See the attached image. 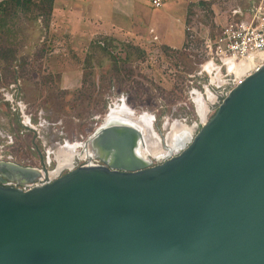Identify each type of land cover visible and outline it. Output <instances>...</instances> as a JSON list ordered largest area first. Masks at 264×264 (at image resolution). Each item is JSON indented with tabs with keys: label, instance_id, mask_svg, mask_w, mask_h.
I'll use <instances>...</instances> for the list:
<instances>
[{
	"label": "water",
	"instance_id": "1",
	"mask_svg": "<svg viewBox=\"0 0 264 264\" xmlns=\"http://www.w3.org/2000/svg\"><path fill=\"white\" fill-rule=\"evenodd\" d=\"M141 137L102 124L100 163L55 179L4 164L0 264H264V66L170 158L147 163Z\"/></svg>",
	"mask_w": 264,
	"mask_h": 264
},
{
	"label": "rangeland",
	"instance_id": "2",
	"mask_svg": "<svg viewBox=\"0 0 264 264\" xmlns=\"http://www.w3.org/2000/svg\"><path fill=\"white\" fill-rule=\"evenodd\" d=\"M249 1L262 0H165L158 9L145 6L133 26L109 36L106 52L98 43L105 36L70 28L66 9L49 27L29 15L1 20L0 48L15 54L5 56L10 62L0 60V157L53 172L58 158L84 157L109 113L146 118L151 136L160 141L176 123L196 135L219 104L207 94L213 97L212 89L208 100L199 97L194 104L193 97L205 96L212 78L223 81L203 72L209 60L205 42ZM66 145L78 147L64 150Z\"/></svg>",
	"mask_w": 264,
	"mask_h": 264
},
{
	"label": "built area",
	"instance_id": "3",
	"mask_svg": "<svg viewBox=\"0 0 264 264\" xmlns=\"http://www.w3.org/2000/svg\"><path fill=\"white\" fill-rule=\"evenodd\" d=\"M151 3L154 8H161L163 0H151ZM205 47V53L209 60L203 65V72L212 76L214 74L222 76L223 81L220 82L219 77H214L216 83H212V78L209 85L205 87V96L196 93L198 96L193 97V103L195 104L196 98L199 97L208 100L206 92L212 89L213 93L210 92L215 101L214 105H220L235 87L264 66V0L258 4L253 3L250 11L246 14L243 11L235 12V18L222 28L214 40L207 39ZM209 65L213 66L212 73L206 71ZM243 65L246 68L245 76L238 78L237 75ZM222 86L225 88L218 94L217 89L219 90ZM83 160L86 162L85 164L89 162L99 164L98 160L96 161L93 157L88 161H86L87 159ZM76 166L79 167L77 164Z\"/></svg>",
	"mask_w": 264,
	"mask_h": 264
},
{
	"label": "crops",
	"instance_id": "4",
	"mask_svg": "<svg viewBox=\"0 0 264 264\" xmlns=\"http://www.w3.org/2000/svg\"><path fill=\"white\" fill-rule=\"evenodd\" d=\"M253 3L255 2L249 1L247 8L233 10L225 25L235 18V12L248 13ZM145 6L154 8L151 0H57L55 11L58 16L66 9V20L70 28L76 27L83 33L89 29L90 37L91 34L92 37L103 34L106 38H111L109 36L121 31L122 26H133L136 14L145 12Z\"/></svg>",
	"mask_w": 264,
	"mask_h": 264
},
{
	"label": "bare ground",
	"instance_id": "5",
	"mask_svg": "<svg viewBox=\"0 0 264 264\" xmlns=\"http://www.w3.org/2000/svg\"><path fill=\"white\" fill-rule=\"evenodd\" d=\"M206 71H208V73H212L214 69L211 65H209ZM238 76H240V74H238ZM243 76H245V74H241L240 77L243 78ZM208 92L207 94L211 97L210 100H213V97ZM199 113L201 115H204L205 112L203 110H200ZM122 116L124 117V115ZM130 116L131 118L124 117L125 118L124 119V118H120V116L116 115L115 113H111V114L109 113L107 117L105 118L103 124L105 125H112V124L113 125H117V124L125 125L127 124V125L137 128L139 132L141 133L142 137H141V140L139 141V146L136 149V151H137L138 156L141 157L143 160H145L149 164L154 163L151 161V159H157L158 161L161 162L175 155L182 148H184V146L187 145L195 136L193 135L194 133L193 128H190L187 125L182 124V123L180 124L176 123L171 128V131L169 132L167 137L165 139L163 138L160 141L159 138L154 139V137L151 136L149 121L146 118H136L133 115H130ZM77 147H78L77 145H73V146L66 145V149L64 150H74ZM85 153H86V156H88V158H92L95 156V153L93 152L91 148H89V150H87ZM75 158H76V155L73 156L72 159L70 160L69 159L64 160V158L62 157L58 158V160L55 158L58 165L53 172H50L48 174L50 179H55L60 174H62L63 171L70 170L72 168V164L74 163ZM63 161L66 162L67 165H61V162Z\"/></svg>",
	"mask_w": 264,
	"mask_h": 264
},
{
	"label": "trees",
	"instance_id": "6",
	"mask_svg": "<svg viewBox=\"0 0 264 264\" xmlns=\"http://www.w3.org/2000/svg\"><path fill=\"white\" fill-rule=\"evenodd\" d=\"M56 7L57 0H0V21L16 20L21 16L29 15L36 21L42 18L45 25L49 27L51 19L56 17ZM102 41L98 42L99 48L106 52L111 46V39L104 37ZM10 50L11 48H0V60L10 62L9 58L5 57L9 52L12 53L14 59L15 52Z\"/></svg>",
	"mask_w": 264,
	"mask_h": 264
},
{
	"label": "flooded vegetation",
	"instance_id": "7",
	"mask_svg": "<svg viewBox=\"0 0 264 264\" xmlns=\"http://www.w3.org/2000/svg\"><path fill=\"white\" fill-rule=\"evenodd\" d=\"M205 106V105H204ZM206 107V106H205ZM82 157H76L74 162L75 164L79 165V166H82L84 165L86 162H84L83 159H87L86 161H88L90 158H88V156H86V153L84 155V157L82 159H80ZM165 158V157H164ZM158 161L157 159H151V161ZM162 160V159H161ZM97 161V160H96ZM95 161V162H96ZM99 162V161H98ZM100 163V162H99ZM4 164H16L18 166H21V167H27V166H23V165H20V164H17L13 161H10V160H4L2 157H0V185H4L5 187H16V188H19L20 187V184L17 183V182H13L9 179H7L3 173H2V168L4 167ZM50 178V177H49Z\"/></svg>",
	"mask_w": 264,
	"mask_h": 264
}]
</instances>
